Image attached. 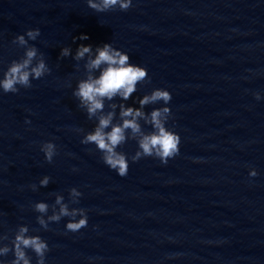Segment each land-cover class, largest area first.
<instances>
[{
    "label": "water",
    "instance_id": "1",
    "mask_svg": "<svg viewBox=\"0 0 264 264\" xmlns=\"http://www.w3.org/2000/svg\"><path fill=\"white\" fill-rule=\"evenodd\" d=\"M31 27L40 35L30 43L52 71L0 93L2 242L26 224L47 241L46 264H264V98L252 95L264 97V0H133L105 12L85 0H0V69L22 55L12 37ZM81 33L88 39L72 40ZM108 41L147 69L150 79L132 96L170 91L180 135L167 163L143 157L125 176L72 131L94 123L71 94L83 61L57 58L62 46ZM45 140L58 147L51 163L39 150ZM136 147L127 140L121 150ZM249 167L258 174L250 177ZM44 174L50 180L41 186ZM73 186L82 192L78 203L69 197ZM56 193L88 210L86 226L66 230L62 217L40 227L31 204L45 200L51 214Z\"/></svg>",
    "mask_w": 264,
    "mask_h": 264
},
{
    "label": "clouds",
    "instance_id": "2",
    "mask_svg": "<svg viewBox=\"0 0 264 264\" xmlns=\"http://www.w3.org/2000/svg\"><path fill=\"white\" fill-rule=\"evenodd\" d=\"M85 2L96 12L117 8L126 10L133 6V0H85ZM39 35L40 28L31 27L12 37V43L21 47L23 53L0 69V93H16L20 88H29L33 80L42 78L52 71L44 52L30 43ZM77 39L86 40L88 37L85 33L72 37L73 41ZM70 55L74 61H83L84 70V75L76 79L71 94L77 101V107L89 120H94L90 130L80 127L72 129L79 135L81 144L94 145L102 162L119 176L127 174L129 162L151 156L164 164L178 154L180 135L174 130L173 114L169 107L170 91L165 87H153L139 97L132 96L137 91L138 84L146 83L150 79L143 65L131 62L128 52L114 46L110 41L98 43L94 49L90 43H80L74 51L70 45H65L60 47L57 58ZM66 86L71 87L70 84ZM252 95L256 100L264 98L260 91H255ZM130 97L133 103L126 104L125 101ZM157 102L159 106H153L145 111L146 105H157ZM170 120H173L172 124H169ZM25 123H30L28 117H25ZM127 140L136 142L137 147L131 154L121 150ZM39 150L43 153L44 160L49 163L58 153V147L53 140L41 142ZM72 171L77 169L73 167ZM257 174L254 167H249L250 177ZM49 180V175L44 174L37 183L46 186ZM37 183H30L27 187L35 191ZM68 193L74 203H78V198L82 196V192L76 186L70 187ZM49 207L45 200H37L31 204L32 210L38 213L35 219L44 230L49 228V222H57L62 217H68L64 228L73 232L88 223V210L84 207L70 208L59 193L55 194L51 214L45 215ZM36 233L30 232L26 224H20L10 242H2L7 237L0 235V264H33L32 256L27 251L29 249L35 256V264H46L45 256L49 251V245ZM10 251L12 258L5 259Z\"/></svg>",
    "mask_w": 264,
    "mask_h": 264
}]
</instances>
